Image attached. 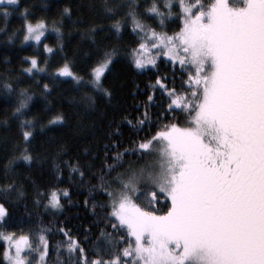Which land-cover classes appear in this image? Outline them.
<instances>
[{
	"label": "snow or ice",
	"instance_id": "6c2138e0",
	"mask_svg": "<svg viewBox=\"0 0 264 264\" xmlns=\"http://www.w3.org/2000/svg\"><path fill=\"white\" fill-rule=\"evenodd\" d=\"M18 3L0 0V33L16 10L8 6ZM89 7L101 22L81 33L90 42L80 57L84 74L73 72L65 55L53 78L71 77L110 100L104 78L121 49L101 43L97 33L111 21L117 36L130 26L135 37L122 50L135 69L150 74L144 88L136 84L132 92L146 99L136 103L137 115L125 113L116 122L98 150L84 149L83 165L64 162L69 179L78 174L87 186L84 205L91 206L93 221L75 233L59 220L9 231V208L0 202V264H264V0H90ZM71 14L68 6L60 12ZM19 15L22 27L8 42L22 32V43H42L47 19L33 23L28 7ZM176 21L178 30L170 33ZM61 28L62 20L52 21L56 50L64 53ZM43 50L54 52L46 43ZM24 59V72L47 70L37 56ZM2 88L5 98L16 93L7 79ZM49 91L44 83L42 94ZM32 99L26 88L16 93L11 118L19 121L25 147L3 165L5 201L12 193L25 197L12 174L17 160L34 159L27 145L37 118H25ZM85 99L94 103V96ZM63 121L58 113L47 124ZM8 123L9 117L0 120ZM53 166L59 176L60 166ZM62 197L71 203L68 188L38 189L33 204L59 212Z\"/></svg>",
	"mask_w": 264,
	"mask_h": 264
},
{
	"label": "trees",
	"instance_id": "16d2710c",
	"mask_svg": "<svg viewBox=\"0 0 264 264\" xmlns=\"http://www.w3.org/2000/svg\"><path fill=\"white\" fill-rule=\"evenodd\" d=\"M150 2L151 0H141L142 5ZM89 3L90 0H19L18 5L8 6L16 10L9 17L6 32L0 33V120L9 117L8 125L0 124V183L7 182L2 179L4 163L13 154L19 155L20 150L25 147L18 128L19 121L11 118L16 103V93L20 89L26 88L33 94V99L25 110V118H37L34 138L27 145L34 157L33 161L27 164L23 160H17L13 165L15 171L12 179L18 185H22L25 197L17 200L16 194L12 193L5 201L3 194L0 193V202H6L9 208L10 217L5 225L9 231L19 232L21 226L27 231L29 227H34L40 221L48 225L50 221L59 220L64 221L75 233L82 224H90L94 217L90 211L91 206L84 205L87 186H81L82 182L78 174H72V179H69V167L64 162L79 160L83 165L87 159L84 149L88 148L90 152L98 150L106 133L115 126L116 122L120 121L125 113H130L133 117L137 115L136 103L146 99L145 95L139 93L134 99L132 92L136 84L143 89L145 83L149 82L150 74L135 69L122 50L124 46L132 44L135 37L130 32V26L117 36L114 29H109L111 21H103L105 31L97 33L98 41L107 45H116L121 49L116 62L104 78L105 87L112 90L110 100L103 94L95 93L90 85H77L71 77H61L57 74L55 79L53 78L56 68L63 64L65 55L72 62V71L84 74L85 65L80 57L90 42L82 39L81 33L90 25L101 22L96 15L97 10L90 8ZM65 6L71 9L70 17L60 16ZM25 7L29 8V18L33 23L42 17L47 19L49 29L41 38L42 43L32 41L22 43V32L12 42L7 40L8 34L22 27L23 18L19 12ZM53 20L57 22L62 20L61 39L64 53L56 50L57 35L51 29ZM178 23L179 21H176L171 24L168 31L171 33L173 30H178ZM3 26V21L0 20V27ZM45 43L54 48L53 53L44 52ZM30 56H37L38 63L47 70L45 72L33 70V74L24 72L23 69L29 66V61L24 58ZM45 60H47L46 64ZM163 67L164 65L161 64L162 69ZM154 78L151 77L153 80ZM5 79L12 83L16 90V93L10 94L8 98H5L2 88ZM44 83L50 85V91L42 94ZM86 93L94 96V103L85 99ZM58 113L64 116V121L48 125V120ZM183 123L181 119V124ZM41 124L46 125L43 131ZM121 130L127 143L130 133L128 125L121 124ZM152 131L154 132L155 129L153 128ZM125 159L129 158L126 156ZM131 159L135 160V157ZM54 164L60 166L59 176ZM92 183H96L95 178H92ZM53 187L68 188L71 203L69 198L62 197L64 208L61 211L57 212L54 209L45 211L43 205L37 210L33 204L36 191L38 189L48 191ZM102 198L97 197V199ZM21 221H23L22 225ZM61 238H63L62 234L53 237L54 240Z\"/></svg>",
	"mask_w": 264,
	"mask_h": 264
},
{
	"label": "rangeland",
	"instance_id": "374dc122",
	"mask_svg": "<svg viewBox=\"0 0 264 264\" xmlns=\"http://www.w3.org/2000/svg\"><path fill=\"white\" fill-rule=\"evenodd\" d=\"M32 42H35V41H32Z\"/></svg>",
	"mask_w": 264,
	"mask_h": 264
}]
</instances>
